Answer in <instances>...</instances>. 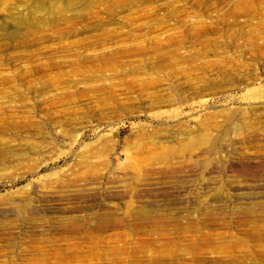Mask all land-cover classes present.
I'll list each match as a JSON object with an SVG mask.
<instances>
[{
	"label": "rangeland",
	"instance_id": "374dc122",
	"mask_svg": "<svg viewBox=\"0 0 264 264\" xmlns=\"http://www.w3.org/2000/svg\"><path fill=\"white\" fill-rule=\"evenodd\" d=\"M0 264H264V0H0Z\"/></svg>",
	"mask_w": 264,
	"mask_h": 264
},
{
	"label": "bare ground",
	"instance_id": "6f19581e",
	"mask_svg": "<svg viewBox=\"0 0 264 264\" xmlns=\"http://www.w3.org/2000/svg\"><path fill=\"white\" fill-rule=\"evenodd\" d=\"M131 153V152H130ZM135 155V154H134ZM131 156V155H130ZM132 157V160H135V157H134V159H133V156H131ZM130 158V157H129ZM137 158V157H136ZM138 159V158H137ZM141 161L143 160V161H146L147 162V160L146 159H140ZM151 160V159H150ZM150 160H148V161H150ZM138 161V160H137ZM138 163V162H137ZM144 163V162H143ZM140 174V173H139ZM131 207V206H130ZM139 208V207H138ZM142 209H143V207H142ZM140 210V209H139ZM113 211V210H112ZM138 211V210H137ZM141 212V211H140ZM144 212V211H143ZM189 229V228H188ZM194 231V230H193ZM261 236V235H260ZM240 243V242H239ZM244 245V244H243ZM242 246V245H241ZM245 246V245H244ZM250 256H254L253 255V252H251V251H249L245 256H244V258H246V257H250Z\"/></svg>",
	"mask_w": 264,
	"mask_h": 264
}]
</instances>
